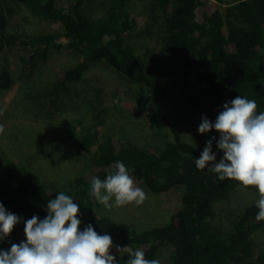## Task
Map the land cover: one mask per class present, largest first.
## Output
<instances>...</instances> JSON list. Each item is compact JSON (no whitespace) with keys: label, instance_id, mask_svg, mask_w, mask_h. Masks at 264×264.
<instances>
[{"label":"trees","instance_id":"16d2710c","mask_svg":"<svg viewBox=\"0 0 264 264\" xmlns=\"http://www.w3.org/2000/svg\"><path fill=\"white\" fill-rule=\"evenodd\" d=\"M25 6L36 18L55 22L60 32H47L22 38L6 29L7 15L0 10V54L7 48L20 47L31 57L45 59L51 50L65 47L79 59L60 72L64 83H77L95 63L104 62L130 80L138 89L149 127L161 140L150 148L124 144L115 137H101L98 127L103 119L96 114L94 123L85 127L83 141L95 146L92 161L95 177L104 180L114 172L113 165L123 162L130 175L153 194L175 186L184 189L181 205L158 226L137 230L125 222H116L106 215L94 213L97 202L90 194L91 179L76 176L69 188H48L28 171L24 173L13 163L0 167V204L7 212L20 217L10 236L1 245L16 239L22 242L24 222L33 215L44 219V208L60 192L80 205V229L91 225L97 233H107L119 243L140 249L145 258L157 259L160 249L170 247L165 264H264V246L253 238L264 231V221L255 219L259 199L254 187H248L257 199L247 205L231 221L225 234L211 225L214 205L227 199L238 187L207 168L198 170V159L204 147L181 138L179 128L165 115L168 87L160 73L140 57L127 43V35L135 26L131 0H108L105 15L90 18L83 14L85 0H14ZM221 0H154L153 19L162 18V49L164 66L178 91V100L196 123L202 117L215 121L225 103L237 95L257 102V112H264V0H238L220 9ZM24 60L25 57H21ZM12 84L10 71L0 69V88ZM98 120V121H97ZM165 123L171 132L168 138ZM216 142L219 134L206 133ZM216 162L223 153L212 148ZM211 166V165H209ZM116 257L120 264L128 256Z\"/></svg>","mask_w":264,"mask_h":264},{"label":"rangeland","instance_id":"374dc122","mask_svg":"<svg viewBox=\"0 0 264 264\" xmlns=\"http://www.w3.org/2000/svg\"><path fill=\"white\" fill-rule=\"evenodd\" d=\"M67 1L58 0V4L62 6ZM131 1L135 26L127 35V43L150 64V68L161 74L166 83V118L177 125L183 140L202 148L212 139V148H216L212 137L198 133L195 117L181 106L178 91L170 84L172 77L164 66L162 18L153 19L154 0ZM236 1L221 0L220 9ZM107 2L85 0L83 14L90 18L103 17ZM0 10L8 18L6 29L23 39L61 31L58 23L34 17L14 0H0ZM78 59L75 52L65 47L51 50L45 59L31 57L18 46L7 48L0 54V69L6 67L12 78L9 88H0V124L4 126V132L0 134V167L13 163L24 173L32 172L37 180L53 189L69 188L76 176L92 179L97 171L92 161L96 147H89L83 141V135L85 127L94 123L92 116L96 114L103 119V124L98 127L101 137H115L124 144L143 148H150L161 140V135L149 127L137 87L104 62L91 65L77 83L62 82L60 72L72 67ZM162 125L171 139L169 127L165 123ZM135 183L147 194L142 205L107 209L96 202L94 213L141 230L165 223L181 205L184 192L181 186L153 194L137 181ZM256 199L253 191L236 188L227 199L215 203L212 227L226 234L234 216ZM253 238L258 245L264 246V231L254 233ZM20 242L16 239L8 245H1L0 250H9L12 243ZM112 242L111 254L118 257L115 246L127 245L115 239ZM170 252L169 246L160 249V264L167 262Z\"/></svg>","mask_w":264,"mask_h":264},{"label":"clouds","instance_id":"9594fccd","mask_svg":"<svg viewBox=\"0 0 264 264\" xmlns=\"http://www.w3.org/2000/svg\"><path fill=\"white\" fill-rule=\"evenodd\" d=\"M254 99L237 95L225 103L214 123L202 117L198 133L212 130L219 134L216 148L223 153L219 162L212 151V139L206 145L195 167L208 169L220 181L232 180L241 187H254L259 199L256 201L257 221H264V112H257ZM4 126L0 124V134ZM211 165V166H209ZM114 172L106 179H91L90 194L105 208L130 204L142 205L146 192L138 187L123 162L117 161ZM47 216L40 219L33 215L24 222L25 240L12 243L9 250H0V264H120L112 255L113 242L110 235H100L91 225L80 229V205L64 192L47 202ZM20 217L7 212L0 204V241L8 238ZM116 252L125 254L124 264H160L157 259H147L142 250L115 246Z\"/></svg>","mask_w":264,"mask_h":264}]
</instances>
